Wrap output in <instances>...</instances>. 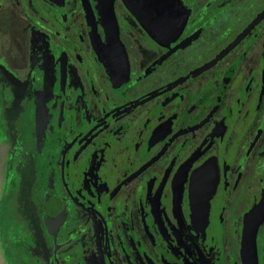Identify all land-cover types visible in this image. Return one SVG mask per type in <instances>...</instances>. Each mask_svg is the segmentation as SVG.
Segmentation results:
<instances>
[{
    "label": "flooded vegetation",
    "instance_id": "flooded-vegetation-1",
    "mask_svg": "<svg viewBox=\"0 0 264 264\" xmlns=\"http://www.w3.org/2000/svg\"><path fill=\"white\" fill-rule=\"evenodd\" d=\"M172 1L0 0V264H264V0Z\"/></svg>",
    "mask_w": 264,
    "mask_h": 264
},
{
    "label": "water",
    "instance_id": "water-1",
    "mask_svg": "<svg viewBox=\"0 0 264 264\" xmlns=\"http://www.w3.org/2000/svg\"><path fill=\"white\" fill-rule=\"evenodd\" d=\"M125 1L129 9L133 13H135L139 18H141L143 21H145L147 18V15H146L147 10H145V8H141L139 5H142L143 7L147 5L148 6L151 5L150 9L156 10L157 12H160V10H162L161 5L163 4H168V6L170 5L169 9L172 8V5H173L172 0H125Z\"/></svg>",
    "mask_w": 264,
    "mask_h": 264
}]
</instances>
